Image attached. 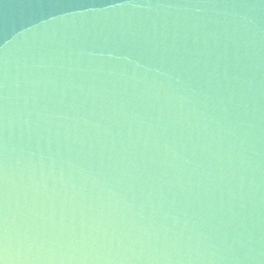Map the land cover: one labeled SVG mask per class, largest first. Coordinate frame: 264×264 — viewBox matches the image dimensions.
<instances>
[{"label":"water","instance_id":"95a60500","mask_svg":"<svg viewBox=\"0 0 264 264\" xmlns=\"http://www.w3.org/2000/svg\"><path fill=\"white\" fill-rule=\"evenodd\" d=\"M0 264H264V0H0Z\"/></svg>","mask_w":264,"mask_h":264}]
</instances>
